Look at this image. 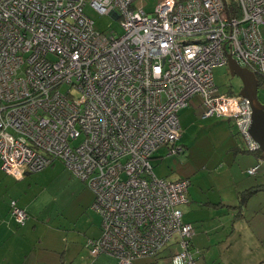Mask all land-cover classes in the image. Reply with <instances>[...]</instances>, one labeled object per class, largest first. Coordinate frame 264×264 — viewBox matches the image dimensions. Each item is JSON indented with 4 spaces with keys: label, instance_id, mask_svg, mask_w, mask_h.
Instances as JSON below:
<instances>
[{
    "label": "built area",
    "instance_id": "2783aa9c",
    "mask_svg": "<svg viewBox=\"0 0 264 264\" xmlns=\"http://www.w3.org/2000/svg\"><path fill=\"white\" fill-rule=\"evenodd\" d=\"M134 1L0 0V169L20 180L59 160L85 182L101 217L93 256L132 264L176 236L171 264H197L178 209L188 181L157 178L150 157L183 151L178 113L193 98L259 151L249 102L214 94L212 69L231 56L264 86V0H235L237 17L222 0H159L151 13ZM86 5L122 34L95 30ZM9 206L23 225L24 209Z\"/></svg>",
    "mask_w": 264,
    "mask_h": 264
},
{
    "label": "crops",
    "instance_id": "0c3cea01",
    "mask_svg": "<svg viewBox=\"0 0 264 264\" xmlns=\"http://www.w3.org/2000/svg\"><path fill=\"white\" fill-rule=\"evenodd\" d=\"M223 119L227 120L230 129L226 136H230L233 133L231 127L237 128L236 123L232 119ZM228 151L231 154L223 162L216 161L212 166L190 169L188 175H178L176 180H190L188 201L181 206L182 221L193 226L191 242L198 251H194L198 264H264V190L257 191L241 209L238 207L239 193L264 187V170L260 167L264 157L258 153L260 150L250 153L246 145L242 149L236 141ZM244 153L248 156L242 155ZM239 162L247 169L257 165L258 169L254 175L247 171L240 174L237 169L233 174L232 166H239ZM26 177L17 180L0 169V264H116V260L108 255L90 258L84 252L86 239L100 235V226L99 230L93 229L86 214L92 201L81 208V218L86 214L83 230H72L62 238L53 237L39 221L42 220L39 212L31 210L33 179L27 177L25 180ZM87 193L93 200L92 193ZM28 195L31 206H26ZM12 200L28 216L24 225H18L10 215ZM58 232L62 233L59 229ZM177 251L178 247L171 243L157 256L140 258L133 264H170V255Z\"/></svg>",
    "mask_w": 264,
    "mask_h": 264
},
{
    "label": "rangeland",
    "instance_id": "374dc122",
    "mask_svg": "<svg viewBox=\"0 0 264 264\" xmlns=\"http://www.w3.org/2000/svg\"><path fill=\"white\" fill-rule=\"evenodd\" d=\"M158 3L159 0H135L132 5L137 9L151 13ZM84 12L92 21L95 30L107 35L122 34L120 22L114 20L111 16L100 15L88 5L84 7ZM212 76L216 86L214 94L238 95L241 82L236 76L230 74L228 66L214 67ZM257 96L264 103L263 85L258 87ZM178 119L181 126V135L176 145L184 147L185 155L183 153L170 156L167 154L168 149L166 147L159 148L151 160L153 173L159 179L164 178L168 181H173L178 178V175H188L190 169L196 170L200 167L212 166L216 164V161H225L231 154L228 148L231 145L234 147V141L237 142L240 148L244 149L245 147L235 126L231 125L232 135L230 133V136H226V131H230L227 128L226 119L221 117H203L196 98L189 100L188 105L180 109ZM190 123L191 125H189ZM218 123L224 125L221 126ZM186 157L188 160H186ZM239 166L240 168H238ZM239 166H232L233 174L237 172L236 169L240 171V174H245L249 169L245 168L242 162H239ZM260 167L261 170H264V162H262ZM26 176L33 179L31 190L33 207L31 210L39 212L42 217V220L39 221L48 228V235L53 234V237L62 238L64 234L73 232L72 230H83L85 228L84 217L86 214L91 220L92 228L99 230L100 216L90 208V205L82 218L80 214L81 208L83 209L87 203L92 201V197L89 198L87 193L90 190L83 182L71 177L61 161L56 160L46 168ZM207 176L211 180L210 175L208 174ZM245 176L250 179L247 175ZM28 200L29 195L25 198V202L26 206H31ZM181 206L182 204L178 206L180 211L182 210ZM58 229L62 233L58 232Z\"/></svg>",
    "mask_w": 264,
    "mask_h": 264
},
{
    "label": "water",
    "instance_id": "95a60500",
    "mask_svg": "<svg viewBox=\"0 0 264 264\" xmlns=\"http://www.w3.org/2000/svg\"><path fill=\"white\" fill-rule=\"evenodd\" d=\"M222 2L225 4V0ZM227 66L230 74L236 76L241 82L238 95L249 102L251 109V124L248 133L264 154V104L257 96L258 80L250 70L240 66L231 56H228Z\"/></svg>",
    "mask_w": 264,
    "mask_h": 264
},
{
    "label": "trees",
    "instance_id": "16d2710c",
    "mask_svg": "<svg viewBox=\"0 0 264 264\" xmlns=\"http://www.w3.org/2000/svg\"><path fill=\"white\" fill-rule=\"evenodd\" d=\"M225 2H226V7H227V11H228V13L230 14V15H232V16H239V11H238V8H237V5H236V2L234 1V0H225ZM258 79V78H257ZM260 82V80L258 79V83ZM262 84H261V82L259 83V86H261ZM181 135V134H180ZM164 147V146H163ZM161 148V147H160ZM159 149V148H158ZM157 149V150H158ZM156 150V151H157ZM155 151V152H156ZM154 152V153H155ZM183 152V151H182ZM182 152L181 153H179V154H169V155H180V154H182ZM154 153L151 155V157H150V161H149V163H150V166H151V169H152V165H151V160L153 159V156H154ZM168 153H169V151H168ZM251 153V152H250ZM262 157H264V154H262V152H258ZM56 161V160H55ZM54 162V161H53ZM52 162V163H53ZM51 163V164H52ZM69 172V171H68ZM152 172H153V169H152ZM70 174V173H69ZM154 174V173H153ZM71 176V175H70ZM72 177V176H71ZM24 178V177H23ZM74 178V177H73ZM162 179H164V178H162ZM181 179H183V180H187L188 181V187L190 186V180L188 179V178H180V179H178V180H181ZM164 180H166V181H168L167 179H164ZM178 180H173V181H171V182H174V181H178ZM84 184H85V182H83ZM85 186L88 188V186L85 184ZM89 189V188H88ZM90 190V189H89ZM260 190H264V187H262V188H256V189H249V190H246V191H243V192H241V193H239V201H238V207L241 209L247 202H248V200L257 192V191H260ZM90 192L92 193V191L90 190ZM92 195H93V200H92V202H91V204H90V208H91V206H92V204H93V202H94V194L92 193ZM188 201V188H187V191H186V202ZM185 202V203H186ZM184 203V204H185ZM92 209V208H91ZM93 210V209H92ZM94 211V210H93ZM10 212V211H9ZM95 212V211H94ZM97 213V212H96ZM98 214V213H97ZM99 215V214H98ZM181 215H182V213H181ZM26 216H27V214H26ZM100 216V215H99ZM27 219H28V216H27ZM26 219V220H27ZM26 222V221H25ZM24 222V223H25ZM18 224V223H17ZM19 225V224H18ZM24 225V224H23ZM191 225V224H190ZM192 226V225H191ZM192 230H193V232H194V229H193V226H192ZM193 232H192V235H193ZM192 235H191V237L189 238V243H188V251H190V253H192V254H194V257H195V259H196V256H195V252L194 251H196L194 248H193V246H192V242H191V238H192ZM100 236H101V217H100V235L97 237V238H87L86 239V241H85V244H84V246H83V248H84V252H85V254L88 256V257H90V258H95V257H97V256H99L100 254H98V255H95V256H93V255H91V249H92V244L90 243L91 241L92 242H94V241H96V240H98L99 238H100ZM175 239V240H174ZM171 243H173L175 246H177V247H179L180 248V250H179V248H178V251L177 252H173L171 255H170V257H169V261H170V264H171V257L174 255V254H176V253H179V252H181L182 251V248L180 247V244H179V241H178V238L175 236L174 238H172L170 241H168L156 254H154L153 256H150V257H155V256H157L162 250H164V248L165 247H167L169 244H171ZM196 252H198V251H196ZM104 255H107V254H104ZM109 256V255H108ZM111 257V256H110ZM114 258V257H113ZM143 258H147V257H143ZM115 259V258H114ZM137 259H140V258H137ZM137 259H135V260H137ZM134 260V261H135ZM196 261H197V259H196ZM117 263H118V260H117ZM116 263V264H117ZM61 264V263H60ZM63 264H65V263H63ZM68 264H71V263H68ZM132 264H133V262H132ZM198 264V263H197Z\"/></svg>",
    "mask_w": 264,
    "mask_h": 264
},
{
    "label": "clouds",
    "instance_id": "9594fccd",
    "mask_svg": "<svg viewBox=\"0 0 264 264\" xmlns=\"http://www.w3.org/2000/svg\"><path fill=\"white\" fill-rule=\"evenodd\" d=\"M257 78V77H256ZM258 80V79H257Z\"/></svg>",
    "mask_w": 264,
    "mask_h": 264
},
{
    "label": "flooded vegetation",
    "instance_id": "af4514ba",
    "mask_svg": "<svg viewBox=\"0 0 264 264\" xmlns=\"http://www.w3.org/2000/svg\"><path fill=\"white\" fill-rule=\"evenodd\" d=\"M264 104V103H263Z\"/></svg>",
    "mask_w": 264,
    "mask_h": 264
}]
</instances>
